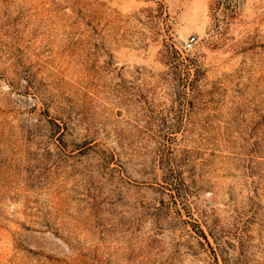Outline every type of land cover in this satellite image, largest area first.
I'll list each match as a JSON object with an SVG mask.
<instances>
[{
    "label": "rangeland",
    "instance_id": "obj_1",
    "mask_svg": "<svg viewBox=\"0 0 264 264\" xmlns=\"http://www.w3.org/2000/svg\"><path fill=\"white\" fill-rule=\"evenodd\" d=\"M0 264H264V0H0Z\"/></svg>",
    "mask_w": 264,
    "mask_h": 264
},
{
    "label": "built area",
    "instance_id": "obj_2",
    "mask_svg": "<svg viewBox=\"0 0 264 264\" xmlns=\"http://www.w3.org/2000/svg\"><path fill=\"white\" fill-rule=\"evenodd\" d=\"M195 40H196V36H192L191 38H189L188 44L191 46Z\"/></svg>",
    "mask_w": 264,
    "mask_h": 264
},
{
    "label": "trees",
    "instance_id": "obj_3",
    "mask_svg": "<svg viewBox=\"0 0 264 264\" xmlns=\"http://www.w3.org/2000/svg\"><path fill=\"white\" fill-rule=\"evenodd\" d=\"M179 53V52H178ZM202 233L205 235V233L203 232V230H202Z\"/></svg>",
    "mask_w": 264,
    "mask_h": 264
}]
</instances>
